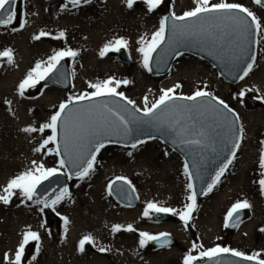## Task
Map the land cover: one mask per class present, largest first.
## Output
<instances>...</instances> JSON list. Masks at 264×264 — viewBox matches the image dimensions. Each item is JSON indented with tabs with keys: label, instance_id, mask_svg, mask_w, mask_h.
Here are the masks:
<instances>
[{
	"label": "snow or ice",
	"instance_id": "1",
	"mask_svg": "<svg viewBox=\"0 0 264 264\" xmlns=\"http://www.w3.org/2000/svg\"><path fill=\"white\" fill-rule=\"evenodd\" d=\"M93 2L94 0H64L60 5V11L71 12L73 9L78 10L82 6L92 5ZM138 2L143 3L148 14H154L163 5L164 0H122L129 10H132ZM253 2L264 8V0H253ZM25 3L26 0H19L20 22L19 26L15 27L12 25L18 16V0H0V27L10 28L12 32L24 29L27 24ZM193 3L195 6L183 11L182 14L177 15L173 11L170 15L160 17L158 27L150 35H141L136 40L138 45L136 52L141 55V66L148 72H152L153 64L167 63L168 57L182 56L183 53L179 51L180 45L194 43L207 45L215 50L230 69H236L243 63L245 66L241 68L242 74L237 73L239 79L243 80L253 70L256 62L255 52L247 61L244 60V57L248 56L249 38L259 36L260 40H264V20L239 2L219 0L213 3L211 0H193ZM50 36L57 40L63 39L66 37V31L59 30L58 34L53 36L48 31L40 30L33 34L31 39L39 41ZM260 40L254 42L259 44ZM128 46V39L124 36H115L103 43L98 55L104 57L110 52L127 49ZM78 55L77 50L69 47L55 50L47 59L36 60L34 66L18 82L15 91L20 97H24L26 91L36 88L42 81L45 82V88L49 80L65 82L67 74L63 70L62 61L65 58L75 59ZM0 58H6V63L12 65L13 50L11 48L0 50ZM131 83L132 81L128 79L120 80L113 76L87 82V88L84 91L78 95H69L66 100L61 101L56 110L38 127L29 124L20 129L26 134H44L46 130H50L51 134L43 136L38 141V146L33 147L32 151L45 156L54 154L58 158L57 166L46 167L43 162L33 159L28 167L7 180L2 188L4 194L0 195V202L9 205L13 197L18 196L20 204L30 202L29 206H39L41 213L45 209H51L63 221L66 233L70 223L69 218L61 215L56 210V206L71 200L72 192L65 185L59 189H53L52 193L48 194L45 182L64 173H68L69 180L73 176L81 181L87 179L95 171L97 156L106 144L131 141L130 147L136 150L138 146L145 144L146 140L134 134L148 128L170 136L173 144L181 147L191 162L185 160L182 167L187 181L184 185L186 202L182 208L166 207L159 201L150 200L144 205L141 216L152 217L153 214L170 213L178 216L184 227L188 228L198 209L197 197L207 196L213 192L236 159L241 148L244 128L243 126L238 129L235 127L240 119L238 114L224 100L209 91L197 88L191 95L177 94L176 90L181 85L176 83L172 87L161 89L160 95L151 103L148 96H145L144 106L141 108L136 101L126 96L123 91H119L121 85L126 86ZM238 95L243 97L245 92L242 90ZM258 98L264 99V97ZM3 103L11 105L12 101L5 99ZM8 111L11 112L12 109L9 108ZM147 139L154 140L157 137L149 133ZM218 142L224 144L228 154L224 156L210 179L206 180L204 186L197 191L193 181L205 175L204 165L208 152L216 153L217 156L221 154L216 147ZM260 145L258 163L262 171L258 185L260 195L264 196V140L260 141ZM128 155L131 156L132 152H128ZM118 181L122 182L119 186H117ZM124 185H127L131 192L136 191L127 177L117 176L115 180L107 184L108 195L111 196L114 191L118 195L122 194ZM126 206L131 207V200ZM251 208L252 204L247 199L236 200L223 217V227H239L242 222L241 213ZM40 228H46L45 221L40 223ZM121 230L137 231L132 224L125 227L116 223L111 226L113 234ZM261 231L264 232V228ZM49 235H51L50 232ZM169 237L170 233L167 232L150 234L140 231L139 247L144 248L149 242H155L158 247L164 248L171 244ZM32 242H35V247L29 264H33L41 251V234L30 228L21 232V238L14 253L10 257L9 253L5 252L3 260L6 264H23L26 258V247ZM86 245H91L101 253L110 251L104 246L98 247L91 233L83 235L78 240L77 252H85ZM198 248L203 250L199 251L198 255H193L192 250ZM229 255L243 261L254 262V264H264V259L260 258V252L246 254L219 244L204 248L202 244L198 245L195 242L192 243L189 252L183 256L182 264H195L202 258H207L209 264H239L238 261L225 259Z\"/></svg>",
	"mask_w": 264,
	"mask_h": 264
},
{
	"label": "bare ground",
	"instance_id": "2",
	"mask_svg": "<svg viewBox=\"0 0 264 264\" xmlns=\"http://www.w3.org/2000/svg\"><path fill=\"white\" fill-rule=\"evenodd\" d=\"M137 4L129 10L122 0H102L101 3L89 5L84 12H62L53 0H29L25 28L18 32H12L10 28L0 30V50L11 48L14 54L12 65L6 63V58H3L0 65V195L4 194L2 188L11 176L23 171L33 159L43 162L46 157L41 153H34L32 149L38 146V141L43 136L51 134L50 130H46L44 134H26L20 129L29 124L38 127L45 122L54 112L56 103L65 96L55 87H49L37 97L30 89L24 97H20L15 91L18 82L34 66L36 60L47 59L54 52L51 46L58 41L63 43L64 48L70 47L79 52L72 64L75 70L74 91L83 77L99 76L105 72L116 73L120 70L109 54L104 57L98 55L103 43L115 36L128 39L131 58L141 62V55L136 52V40L141 32H148L152 25L150 20L145 22L149 17L146 9H138ZM19 22L14 26L18 27ZM40 30L48 31L53 36L59 30H65L66 37L57 40L50 36L39 41L32 40V35ZM188 60L179 61L168 79L169 82L184 74L182 67H185ZM146 76L147 71L139 65L135 80L143 81L142 77ZM237 86L240 91L264 97V54L255 70L240 80ZM5 99L12 101L11 105H5ZM261 101L264 103V99ZM9 108L12 109L11 112L8 111ZM256 123H264L263 112L258 114ZM247 137L248 146L240 155L241 159L248 160L247 163L240 161L230 183L224 182L204 196L197 209V216L206 231L211 235H218L222 232L226 210L236 200L247 199L252 208L248 209L247 218L236 228L235 239L253 251L262 252L264 196L260 195L258 185L261 169L256 160L251 158L256 152L255 140L252 135ZM143 145L131 156L119 155V165L115 169L103 166L95 170L86 185L77 191L72 204L66 202L57 207L56 210L61 215L69 218L66 233L63 221L60 222V232L56 234L40 228L45 216L34 206L24 207L20 204V198L14 199L9 205L1 202L0 221L7 220L9 232L12 233L6 240L7 244L0 248V253L14 250L21 232L30 228L38 231L42 238L40 254L33 264H182L180 253L174 249L148 251L146 246L139 247L140 231L173 232L177 235L170 225L152 224L147 217L141 216L148 201H159L163 206L173 208L183 206L186 202V182L179 160L170 161L165 155V149H160L158 143L148 141ZM109 172L123 174L134 181L141 206L124 207L109 200L104 190ZM116 223L125 227L132 224L137 231L121 230L113 234L111 226ZM88 233L95 237L98 247L104 246L110 251L101 253L91 245H86L85 252H77L78 240Z\"/></svg>",
	"mask_w": 264,
	"mask_h": 264
},
{
	"label": "rangeland",
	"instance_id": "3",
	"mask_svg": "<svg viewBox=\"0 0 264 264\" xmlns=\"http://www.w3.org/2000/svg\"><path fill=\"white\" fill-rule=\"evenodd\" d=\"M54 3L59 7L60 5L64 2V0H53ZM28 2L29 0H26V3L24 5V10L27 13L28 9ZM102 0H94L93 4L95 3H101ZM211 2H219V0H211ZM227 2H239L243 4L244 6L250 8L252 11L256 13V15L264 20V8H261V6L256 5L253 0H227ZM193 0H164L163 5L156 10L154 14H149V17L145 19V22L151 21V28L148 29V32L144 31L141 32L139 37L144 34H149L156 28L158 27L159 19L160 17L164 16V13L166 11L170 12H175L177 15L182 14L183 11L189 10L192 7H194ZM89 5L82 6L78 10L73 9L72 11H80L84 12L86 8H88ZM138 9L139 8H145L142 2H139L137 4ZM19 11H20V4L18 0L17 4V12L18 16L16 21L12 26L15 24H18L20 17H19ZM147 13V12H146ZM5 29L0 27V30ZM257 40H260L259 36H256ZM50 47V44H47ZM52 49L58 50L61 48H64L63 43L60 41L53 43L52 44ZM52 50V51H53ZM127 52L128 57L131 62L130 67H126L118 58L117 54L118 52H110L107 55L111 58H113L114 63L120 67V70L117 71L116 73H107L105 72L104 74H100L99 76H86L83 77V80L81 84L75 89L73 88V84L75 82V70L72 66L73 64V58H65V61L67 63L68 67V72H69V78H70V85L66 89H61L53 84L47 83V87H44L45 82H41L39 85H37L36 88L30 89L35 97L39 96L44 90H46L49 87H55L58 91L62 92L65 94L64 98L58 101L56 103V107H54V111L58 107L59 103L63 100H66L69 95L73 94H79L80 92L84 91L87 88V82H95L97 80H103L109 76H113L116 79H128L132 81L131 84L129 85H121L119 91H123L126 96H128L130 99H133L136 101L137 105L141 108L144 106L143 98L145 96H148L149 98V103H151L155 98H157L160 95V90L164 88H169L175 85L176 83H180L181 87L176 90L177 94H183V95H191L193 91H195L197 88H201L203 90L211 92L214 96L219 97L220 99L224 100L230 108H232L236 114L239 116V125L243 126L244 128V133H243V140L241 144V148L239 149L237 153V157L234 160L233 164L229 167L228 171L225 173V175L221 178L220 184L217 186H220L222 183L227 182L230 183L232 177L235 174L236 171V166L237 164L241 161L242 163H247L248 160H244L243 158H240V155L242 151L245 149L246 146H248L247 139L248 135H252L254 140H255V147H256V152L251 156V158H254L259 166L258 160H259V151H260V141L264 140V123L262 125H259L256 123V120L258 118L259 113H264V103L259 99L257 96L253 95L251 92L244 91L245 95L243 97H239V88L237 84L240 82V80L235 83H229L228 81L224 80L216 71V69L212 66L211 63L206 61L205 59H202L196 55L190 54V53H183L182 56L180 57H175L174 60L172 61L170 65V69L168 72H166L163 75H157L154 72H148V76L142 77L144 80L143 81H136V72L139 71V65H141V62H137L136 60H133L129 54V50L123 49ZM264 54V40H260V43H256V62L254 64V68L252 71L255 70V67L258 65L260 62L262 56ZM184 59H189L185 67H182V71L184 70V74L180 75L175 81L169 82L168 79L171 75V73L177 68V65L180 60ZM3 62V58H0V65ZM251 71V72H252ZM250 72V73H251ZM41 89L43 91L41 92ZM90 90V89H89ZM256 123V124H255ZM152 141L154 143L159 144L160 149H165V152L167 153V156L169 157L170 161H177L179 160L180 167L182 169L183 167V159L182 157L175 151H173L169 146L166 144L162 143L158 139L154 140H146V142ZM51 147H54L50 145ZM142 146H138L136 150H133L130 146H121L117 144H106L105 148L101 150V152L97 156V164L95 165V170L100 169L103 166H111L112 169H115L118 167V157L119 155H128V152H136L138 149H140ZM58 158L52 154V155H47L43 159V163L45 164L46 167H55L56 165V160ZM262 171V169H261ZM94 172V171H93ZM92 172V174H93ZM261 173V172H260ZM91 174V175H92ZM90 175V176H91ZM117 176H125L123 174H118L114 172H109L107 175V182L105 184L104 190L106 196L111 200L114 204L124 206L120 203H118L112 195L109 196L107 192V184L109 181L115 179ZM126 177V176H125ZM185 177V176H184ZM128 178V177H127ZM90 177L87 179L81 181L77 177H73L71 180L68 179L67 181V186L69 190L72 192V198L71 200L62 202L60 205L56 206L60 207L63 203H68L72 204L74 201V198H76V193L80 188H83ZM129 179V178H128ZM132 183V186L136 189V184L134 181L129 179ZM185 182L186 177H185ZM216 186V187H217ZM135 194L137 197L138 193L135 191ZM16 198H20L18 196H14L12 201ZM204 196L197 197V204L198 208H200L201 202L203 201ZM11 201V202H12ZM1 203V202H0ZM30 202H26L24 207H28ZM36 207L39 209V206L37 205H31L30 207ZM135 206H141L140 204V199H138V203ZM134 206V207H135ZM127 207V206H124ZM182 208V206L177 207ZM58 211V210H57ZM227 211V210H226ZM245 216L242 220V222L247 218L248 215V209L244 210ZM226 214V213H225ZM43 215L45 216V222H46V228L44 231H51L52 234H56L60 232V218L51 210V209H45L43 212ZM172 219L169 221H157L152 217H147L152 224H168L171 226L172 229L176 231L175 233L167 232L170 233V235L174 236L178 240V244L174 247H156L152 245L150 242L146 247L148 248V251H157L161 249H174L178 251L181 255V262L183 259V256L189 252V249H191V245L193 242L197 243L198 245L202 244L204 248L208 247H213L217 244L230 248L237 249L239 251H243L246 254H252L253 251L249 247H246L244 243L238 241L235 239V231L230 232L228 228L223 227V221H222V232L218 235H211L209 231H206L200 223V219L197 216V211L194 213V219L191 221L190 226L188 228H185L183 223L179 220L178 216H173L172 214H168ZM49 223V225H47ZM10 228L8 225V221L3 219L0 221V232L2 235H0V248H2L4 245L7 244V239L10 238L9 236L12 232H9ZM150 234H158V233H152L149 232ZM21 238V235L19 236ZM18 237V238H19ZM19 238V240H20ZM255 238V237H254ZM18 240V242H19ZM42 240V238H41ZM35 247V242L30 243L26 247V258L23 261V264H29V260L31 257L32 252L34 251ZM15 250V249H14ZM14 250H6L0 253V264H6V262L3 260V254L5 252L9 253V256L14 253ZM203 249H193L192 254L193 255H198V252ZM262 259H264V251L260 252ZM34 263V262H33ZM108 264H115L114 262H109Z\"/></svg>",
	"mask_w": 264,
	"mask_h": 264
},
{
	"label": "water",
	"instance_id": "4",
	"mask_svg": "<svg viewBox=\"0 0 264 264\" xmlns=\"http://www.w3.org/2000/svg\"><path fill=\"white\" fill-rule=\"evenodd\" d=\"M170 13H171L170 11H166L165 15H170ZM256 40H257L256 36L249 38L248 56L244 57L245 61L248 60V58L252 55L253 52L256 53V43L254 42ZM179 51L191 53V54L197 55L199 57H202V58L208 60L217 69L218 73L220 74V76L222 78H224L225 80H227L233 84L239 80V75H237V73L242 74L241 68H243L245 66L243 63H241L238 68L230 69V66H227L225 64V62L221 58H219L216 51L207 45L187 43V44L180 45ZM117 56H118L119 60H121L125 64L126 67L131 66L130 60H129L128 55H127L125 50L121 49L118 52ZM174 58L175 57H168L167 63L153 64L152 65L153 72H155L156 74H160V75L166 73L169 70L171 62L173 61ZM62 65H63L64 72L67 74V80L65 82H55L53 80H49V81H47V83H51V84H54V85H56L62 89H66L70 85V78H69L67 63L65 60L62 61ZM115 99H118V98H115ZM186 103H191V102H186ZM235 127L237 129L239 128V122H237ZM149 133H151L152 135L156 136L161 141L168 144L173 150L178 152L183 157L184 161L189 160V162H191L189 156L184 151L181 150V147H178L175 144H173L172 138L170 136H168L167 134L159 133V132L155 131L154 129L145 128L142 132L138 131L134 135L138 136L140 139L146 140ZM221 139H223V138H221ZM130 143H131V141H129V142L119 141V142H116L115 144H120L123 146H130ZM216 147L218 150H220L221 154L219 156H217L216 153L208 152L206 154V160H205V165H204L205 175L202 176L200 179H195L193 181L195 186H196L197 191H199L200 188L204 186V182L206 180L210 179L211 175L214 174L215 170L217 169V167L219 166V164L223 160L224 156H226L228 154L227 149L224 147V144L222 142H218ZM73 177H75V176H73ZM113 180H115V179H113ZM121 183L122 182L118 181L117 186H119ZM65 185H67V178H66L65 174L58 175L57 177H54L51 181L45 182V187L47 188L48 194H51L53 189H59ZM112 196L118 202H120L123 205H127L129 200H131V206H135L138 203V199H136L137 196H136L135 192H131L127 185H124V192L122 194L118 195L117 192L114 191ZM200 196H202V195H199L198 197H200ZM243 216H244V211L241 213V220H242ZM153 218L155 220H158V221H169L172 219L168 214H163V213L162 214H153ZM236 228H228V230L230 232H232ZM169 238L171 240V244L167 247L176 246L178 243L177 240L171 235ZM150 243L157 246V244L155 242H150ZM225 259L231 260V261H238L239 264H254V262L243 261L237 257H232L230 255L225 257ZM195 264H209V262H208L207 258H202L201 260L196 261Z\"/></svg>",
	"mask_w": 264,
	"mask_h": 264
}]
</instances>
